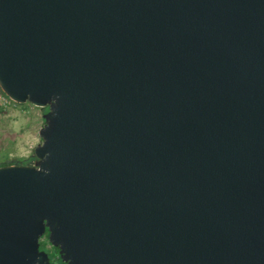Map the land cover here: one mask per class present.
Instances as JSON below:
<instances>
[{
  "label": "water",
  "instance_id": "obj_1",
  "mask_svg": "<svg viewBox=\"0 0 264 264\" xmlns=\"http://www.w3.org/2000/svg\"><path fill=\"white\" fill-rule=\"evenodd\" d=\"M0 89V264H264V0H0Z\"/></svg>",
  "mask_w": 264,
  "mask_h": 264
},
{
  "label": "rangeland",
  "instance_id": "obj_2",
  "mask_svg": "<svg viewBox=\"0 0 264 264\" xmlns=\"http://www.w3.org/2000/svg\"><path fill=\"white\" fill-rule=\"evenodd\" d=\"M45 109L28 103L16 104L0 89V164L33 166L34 161L29 160L42 143L39 131L44 127ZM40 248L50 256L51 264H64L49 243Z\"/></svg>",
  "mask_w": 264,
  "mask_h": 264
},
{
  "label": "trees",
  "instance_id": "obj_3",
  "mask_svg": "<svg viewBox=\"0 0 264 264\" xmlns=\"http://www.w3.org/2000/svg\"><path fill=\"white\" fill-rule=\"evenodd\" d=\"M47 110V108L45 109V111ZM30 161H35V158H34V155L32 156V158L29 160V162ZM11 164H9V163H4V164H0V168L1 167H7V166H10ZM28 165V163H23L22 164V166H27ZM48 234L46 233L44 236H43V238H42V240H41V242H40V247L41 246H46L49 242H48ZM39 247V249H40V251H41V248ZM54 251H56L57 253H58V249H56V248H54ZM49 256V255H48ZM59 256V255H58ZM59 259H60V257H59ZM49 261H50V264H51V260H50V256H49ZM62 262V261H61ZM63 263V262H62Z\"/></svg>",
  "mask_w": 264,
  "mask_h": 264
}]
</instances>
